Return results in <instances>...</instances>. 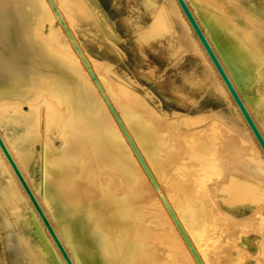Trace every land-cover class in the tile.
<instances>
[{"label": "bare ground", "instance_id": "obj_1", "mask_svg": "<svg viewBox=\"0 0 264 264\" xmlns=\"http://www.w3.org/2000/svg\"><path fill=\"white\" fill-rule=\"evenodd\" d=\"M52 1L54 9L45 7L48 0H0V138L2 142L72 264H164L163 260L156 257L158 246L164 248L165 254L175 264H195L197 259L195 258V261L193 250L186 246L185 241L176 239L174 231L178 223L182 222L186 225L191 223L189 215L192 210L191 207L189 210L169 208L172 205L168 199L177 191V186L176 180L174 182L172 181L174 178L171 177L170 180L168 177L176 168L182 174L190 172L191 175L190 166L182 163L185 158L173 152V149L183 148L179 143L180 145L183 143L185 150L186 142L189 143V147L186 144L188 151L184 153L194 157L196 161L192 158L191 161L198 165V173L201 177L197 180L198 185L207 188L208 184L203 175L208 169L209 171L212 169L209 168L211 160L216 159H212L214 147H211L208 141L205 143L202 134L207 132V128L205 131H203L205 128L190 130V133L186 131L188 134L183 136L181 142L176 141L177 135L173 133L175 130H172L173 134H168L165 130V133L148 131L145 122L142 124L136 119L137 113L129 110L130 108L128 110L121 108L128 95L124 86L122 87L125 90L121 89L124 96L118 94L120 90L117 88H122L119 87V82H116V86L118 85L116 89L113 84H110L113 90L110 91L106 86L105 89L103 86L106 84H102L104 79L100 75L90 71L95 78L93 81L88 71L81 65L75 64L73 56L69 54L71 51L75 52L76 57L83 59L86 65L97 64L83 50L82 44L75 36L76 32L74 33L71 27L68 15L72 14L73 4L77 0ZM156 4L158 3L148 9L147 15L151 16V21L147 25L150 26L140 31L138 36L159 26L166 32L163 49L167 52L170 49L169 42L172 40L169 34L170 27L164 17V8L159 5L157 10H153ZM45 25L49 27L46 34L43 33ZM56 43L63 45V48L58 47ZM41 67L43 70L40 69ZM68 77L74 80L72 88L59 89L55 97L53 94L50 95L54 98H50V93L46 95V89L50 87L54 89L62 85L63 80ZM116 90L119 92H115ZM173 91L180 94L176 87ZM128 96L127 99L132 95ZM197 114H194L195 118ZM219 114L215 115L214 119L224 124L226 130L223 132L229 135L230 132H235L237 133L235 139L244 142L227 113L221 111ZM180 118L185 126L190 125V121L193 122V117L190 118V115ZM196 119V121L194 119L195 123L199 121L198 116ZM56 120L58 125L54 123L53 127L58 132L60 148L53 149L50 142L48 143L52 147L44 146L42 153L40 151L41 180L38 184H31L32 180L27 178L26 174L29 165L33 161L37 162L40 157L34 150V140L36 141L40 134L41 121L48 132L51 129H48L50 123ZM245 129L252 133L249 127ZM178 136L177 138H181L180 134ZM251 138L252 145L242 152L243 158L249 163L264 158V151L258 147L254 135ZM153 142L166 145L158 161L162 162L163 171L157 169L160 167L158 162L157 166H154L151 161L155 155L151 145ZM178 156L183 160L179 162L182 163L181 167L174 164ZM191 161L189 163H192ZM186 163L189 164L188 161ZM261 168L257 167L259 172L264 173ZM243 177L228 174L225 183L221 180L219 187L214 186L216 191L214 197L219 212L222 210L221 203L226 204L230 195L227 193L228 198L223 199L219 194L229 190H232L234 194H231L236 196V199L235 196L230 197L232 201L236 200L238 203L247 201L251 204L262 202L264 208L263 181L255 182L253 177L246 179ZM34 186L37 187V192ZM19 189L23 188L0 150V193L4 195L10 191L18 193ZM232 201L231 204L236 203ZM202 204L206 208V201ZM10 210L13 214L19 211L16 208ZM16 216L20 215H15V218H18ZM1 218L5 227H9L8 219L3 213ZM34 219L38 227L44 226L37 212L34 213ZM30 224L31 221L28 224L31 227ZM163 225L169 228L165 229ZM45 232L52 247L50 251L53 257L59 262L58 264H66L47 230ZM17 238L20 242L21 237L17 235ZM34 244L36 243L33 242V246ZM25 248L28 249L27 246ZM27 251L30 253L32 249ZM41 252L42 250L40 257L47 255L43 253L42 256ZM31 253L32 255L29 256L33 258L39 252L37 250L35 254ZM39 263L47 264L44 261Z\"/></svg>", "mask_w": 264, "mask_h": 264}, {"label": "rangeland", "instance_id": "obj_2", "mask_svg": "<svg viewBox=\"0 0 264 264\" xmlns=\"http://www.w3.org/2000/svg\"><path fill=\"white\" fill-rule=\"evenodd\" d=\"M183 2L264 140V131L258 123V118H254L253 113L254 104L259 107L263 102H254L252 98L254 90L264 92V0H259L262 19L256 21H253L252 12L254 11L248 9L245 4L251 0H183ZM155 3L158 4L153 10H157L159 5L162 6L165 10L164 17L170 27L169 34H171L172 40L169 42L170 49L167 52L163 49L166 32L159 26L138 36L140 31L150 26V24L147 25L151 21V16L147 15L148 9ZM45 7L54 8V2L48 0ZM73 8L72 14L68 15L72 30L74 33L76 32L75 36L82 44L83 50L92 57L93 61L97 62L96 65L87 64L89 71L104 79V81L102 80V84H106L102 85L104 88L106 86L111 91V89L113 90L112 86H116V82H119V87L124 86L126 90L124 87L117 88V85L114 88L120 92L117 90L115 92L124 96L122 91L125 90V93L132 95L128 99V95H126L127 101L125 99L122 109L130 108L129 110L137 113L136 119L139 123L144 124L145 122L144 125L148 131L151 130L154 133H165L166 131L168 134H176L177 137L180 134L181 138L176 137L178 142H181L188 132L204 128L203 131H205L207 128V132L202 134H204L205 143L208 141L207 143L214 147V150L212 148L214 152L212 159L216 158V163L211 160L209 168L212 169L210 171L208 169L204 173L208 174L206 176L202 174L205 179L202 178L208 184L207 188L198 185L197 180L201 178L198 173V165L191 161L192 159L196 161L194 157H189L188 153V155L185 154L188 151L187 143L183 140L186 151L183 150V143L182 145L179 143V146L183 147L181 149L183 152H180L181 150L176 147L175 150L173 149V152H177L179 156L185 158L183 161L178 156L174 164L181 167L182 163L183 165L185 163V166L188 165L189 169H192L191 175L190 172L182 174L178 172L176 165V170L168 177L170 180L174 178L172 181L176 180L177 186V191H174L175 193L168 199L172 205L169 208L181 210L187 208L189 210L191 207L192 210L189 215L191 223L186 225L181 222L177 224V228H174L176 239L185 241L186 246L193 250L194 259H197V261L195 259V264H264L263 203L260 202L257 205L247 201L242 203H238L236 200L232 201L230 197L235 195L231 192L232 190H229L230 192L219 194L223 199L228 196L230 198L226 204H224L225 202L221 203V213L216 207L217 203L214 197L215 187H219V181L225 183L228 174L244 176V179L253 177L255 182L262 180L264 183V173L257 169V167H262L261 169L264 170V158L261 159L262 161L255 160L259 161L258 164L253 161L249 163L243 158L242 152L252 145L251 137L254 134L178 0H77L73 4ZM244 12V16L249 21L244 22L243 25L239 19L242 18L241 14ZM160 22L162 23V21ZM47 26L45 25L43 28V33H48L49 27ZM57 46L63 48V45L57 44ZM69 54L73 56L75 64L81 65L86 70L81 58L76 57L75 52L71 51ZM73 81L68 77L63 80L62 85L60 84L54 89L51 87L46 89L47 94H45L50 93L49 96L53 94L55 97L59 89L72 88ZM174 87L180 91V94L173 91ZM121 89L123 90L121 91ZM53 96L50 98H54ZM221 111L226 112L232 123L236 125L238 133L245 140L244 142L235 139L237 137L235 132H230V135L224 133L226 130L224 124L214 119L215 115H220ZM194 114H197L199 118L196 123L194 119L196 121L197 116L195 118ZM186 115L187 117L190 115V118L193 117L192 121L195 124L191 121L190 125L182 124L180 117H186ZM200 117L202 118L200 119ZM42 122L40 134L36 141L34 140V150L40 157L37 162L33 161L29 165L26 174V177L32 180L31 184H38L41 180L40 158L44 146L51 143L53 147L50 146L53 149L60 148L59 135L53 127L54 123H58V120L52 122L53 124L50 123L52 127L49 125L48 129H51L48 132ZM57 123L56 125H58ZM247 127L252 133L245 129ZM172 130H175L176 133ZM184 130L185 132H182ZM186 131L188 132L186 133ZM178 142H176L177 147ZM151 145L155 151L151 161L154 166H157L166 145L157 144V142H153ZM187 145L189 147V143ZM258 147H261L260 144ZM260 149L262 150V148ZM260 149L259 151H261ZM181 153L185 155L183 154V156ZM181 161L183 162L180 164ZM187 161L192 163L187 164ZM158 164L160 167L158 165L157 169L161 170L163 164L162 162H158ZM251 169L252 172H250ZM34 187L37 192V187ZM262 197L264 199V194ZM27 198L23 189H19L18 193L15 191H10L5 195L0 193V264H40L41 261L47 264H58L59 262L50 251L51 244L45 234L46 228L38 227L36 224L34 219L36 211ZM229 200L232 203L236 201V203L233 205ZM205 201L206 208L202 204ZM10 207L19 209V211L13 214ZM2 213L8 219L9 227L4 225L1 218ZM15 215H20L19 217L22 215V219H19L18 216L15 218ZM30 221L31 227L28 225ZM163 223L167 225L166 222ZM173 224L176 226L175 222ZM165 225L163 227L168 229L169 227ZM17 235L21 237L20 242ZM33 242L36 243L35 246H33ZM48 245L50 246L48 247ZM26 246L27 250L32 249L30 253H27ZM38 248L42 250V256L43 253L47 255L40 257L41 250ZM37 250L39 253L35 254ZM31 252L35 254V256L33 254V258L29 256V254L32 255ZM156 253L158 254L156 257L163 260L164 264H175L165 254L162 246H158Z\"/></svg>", "mask_w": 264, "mask_h": 264}, {"label": "water", "instance_id": "obj_3", "mask_svg": "<svg viewBox=\"0 0 264 264\" xmlns=\"http://www.w3.org/2000/svg\"><path fill=\"white\" fill-rule=\"evenodd\" d=\"M178 2L180 4L182 10L186 14L188 20L190 21L192 27L194 28L198 38L200 39L201 43L203 44L204 48L206 49L208 55L210 56L212 62L216 66L220 76L222 77V79H223L224 83L226 84L230 94L232 95L233 99L235 100L236 104L238 105L242 115L244 116V118H245L246 122L248 123L249 127L251 128V130H252L254 136L256 137L258 143L260 144L262 150L264 151V140L262 139V136L258 132V130H257L256 126L254 125V123L252 122V120H251L250 116L248 115L246 109L242 105L238 95L236 94L235 90L233 89L232 85L230 84L228 78L226 77L224 71L222 70L220 64L218 63L216 57L214 56L212 50L210 49L208 43L206 42V40L204 38V36L200 32L197 24L195 23L192 15L190 14V12L187 9L186 5L184 4L183 0H178ZM81 61H82V64L84 65V67L86 68V70L88 71V73L90 74L92 80L95 81V78L90 73V71L88 69V66L86 65L85 61L83 59H81ZM0 150H1L2 154L4 155L5 159L7 160L8 164L10 165V167H11V169H12V171H13L15 177H16V179L18 180V182L22 186V188H23L24 192L26 193L27 197L29 198L31 204L33 205L34 209L36 210L37 214L39 215L42 223L44 224L47 232L49 233L52 241L54 242V244H55L56 248L58 249L60 255L62 256L63 260L65 261L66 264H72V262L70 261L68 255L66 254L64 248L62 247L60 241L58 240L56 234L54 233L52 227L50 226L48 220L44 216L40 206L38 205L34 195L32 194V192H31L30 188L28 187L26 181L24 180L22 174L18 170L16 164L14 163L12 157L10 156L8 150L6 149L4 143L2 142L1 138H0Z\"/></svg>", "mask_w": 264, "mask_h": 264}, {"label": "crops", "instance_id": "obj_4", "mask_svg": "<svg viewBox=\"0 0 264 264\" xmlns=\"http://www.w3.org/2000/svg\"><path fill=\"white\" fill-rule=\"evenodd\" d=\"M245 4H247L248 9H252V11H254L252 12V15L254 16L253 21L262 19L261 14H260L261 9L259 7V4H260L259 0H251V2H247ZM244 15H245V12L241 14L242 18L239 19V21H241V24L243 25H244V22L249 21V19L246 18ZM252 98L254 102L256 101L263 102L259 107H257L256 104H254L253 113H254V118L256 119L258 118V123L261 126L262 130L264 131V92H257L256 90H254L252 93Z\"/></svg>", "mask_w": 264, "mask_h": 264}]
</instances>
